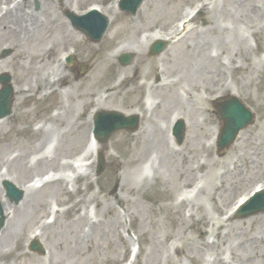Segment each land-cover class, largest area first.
<instances>
[{
  "label": "rangeland",
  "instance_id": "obj_1",
  "mask_svg": "<svg viewBox=\"0 0 264 264\" xmlns=\"http://www.w3.org/2000/svg\"><path fill=\"white\" fill-rule=\"evenodd\" d=\"M44 2L50 15L40 13ZM111 2L28 0L25 9L35 13L22 29L34 31L18 44L17 23L2 13L0 53L10 52L0 58V75H10L13 90L24 89L27 97L14 90L11 114L0 119V168L18 185L37 175L42 180L29 185L32 198L18 214L21 200L10 201L0 181V232L11 220L8 236H0V264H123L131 241L139 248L134 264H211L214 257L215 264H264V211L237 218L230 210L264 182V0H144L134 15L104 13L109 25L97 43L66 17L70 8L80 14ZM199 5L207 8L202 16L193 12ZM182 12L190 16L188 29L150 54L153 34L175 30ZM111 32L117 46H126L114 57L107 48ZM78 37L103 48L108 63L86 59ZM69 52L73 61L66 64ZM123 54H131L130 64L120 65ZM229 97L253 121L219 149L218 105ZM97 106L137 111L140 123L91 148L90 166L73 171L67 163L84 147ZM177 115L184 122L180 143L171 135ZM36 124L40 132L33 134ZM46 139L52 143L37 154L35 144ZM99 154L104 164L97 174ZM38 155L50 157L38 163ZM49 215L52 224H43ZM36 228L45 254L29 249ZM244 240L249 243L236 246ZM250 247L257 253L248 256Z\"/></svg>",
  "mask_w": 264,
  "mask_h": 264
},
{
  "label": "water",
  "instance_id": "obj_2",
  "mask_svg": "<svg viewBox=\"0 0 264 264\" xmlns=\"http://www.w3.org/2000/svg\"><path fill=\"white\" fill-rule=\"evenodd\" d=\"M142 1L143 0H122L120 3V9L124 12L135 14ZM66 16L69 18L74 28L84 33L93 42L100 41L108 26V18L96 11H91L83 16H76L67 12ZM164 47L165 43L156 42L152 45L150 53L158 54L164 49ZM130 61V54H123L119 58V63L123 66L129 64ZM9 81L10 77L7 75H2L0 77V82L3 84V87L0 90V117H4L10 113V102L13 91ZM217 114L224 122L219 139V146L222 149L224 147H228L233 142L238 131L250 123L252 114L235 97H231L222 103L219 106V111ZM137 126L138 119L135 116L124 117L123 115L114 111L101 112L96 115V128L94 133L101 142H106L108 137L115 131L123 129L134 131L136 130ZM177 132V139L178 141H181L183 135L182 124ZM102 169L103 159L101 158L97 173H100ZM5 188L10 198L15 199L16 201L20 199L21 192H17L11 184L6 183ZM260 210H264V194L257 195L252 200L251 206H249L246 211L241 212L239 217L248 216Z\"/></svg>",
  "mask_w": 264,
  "mask_h": 264
},
{
  "label": "bare ground",
  "instance_id": "obj_3",
  "mask_svg": "<svg viewBox=\"0 0 264 264\" xmlns=\"http://www.w3.org/2000/svg\"><path fill=\"white\" fill-rule=\"evenodd\" d=\"M42 1H44V0H42ZM67 1L68 0H65V2H67ZM116 1L117 0H113L107 7H102L100 5H97V6H94V8L98 9L100 12L105 13L107 15L108 14H114L116 12L115 11L116 10ZM26 2H28V0H22L21 2H15V4H13L11 7H2L4 9V11L6 12L7 16L10 18L9 20L12 21L14 24L17 23V29L14 30V32H17V35L13 34L14 39L16 40L15 41L16 44H18L22 40L26 41V39H28L30 37V36H28V34H30L31 32L33 34V31H34V30L30 31V30H26V29L24 30V29H22V25L26 24L27 21H30V22L32 21L33 13H35V12H33L32 14L28 13V11L25 9ZM215 7H216V5H213V7L211 8L210 11H212ZM70 9H69V12H70ZM76 11H79V8H75L73 12L77 13ZM205 11H207V8H202L200 15L201 16L204 15L206 13ZM40 13L41 14H47V15L49 14L50 15V11L48 10V6H47V4H45V2L42 3L41 9H40ZM118 14H119V11H118ZM35 18H36V22L33 20V23L39 24L38 25V28H40L43 23L37 17H35ZM184 18H185V14H184V12H182L181 13L180 20H179V22H178L175 30H172V31L168 32V34H166V35L165 34L164 35L161 34L160 36H158L156 33H154L153 34V37H154L153 40H158V39H164V40H167L168 39L169 40V38H171V35L175 31H177L180 27H181V29L183 28V32L186 31V29H188V28L186 27V25L184 23ZM57 20H58V17H56L53 20V24H55V21H57ZM68 25H69V23H68ZM59 27L61 29H67V24L60 23L59 24ZM20 28H21V30H20ZM25 28H26V26H25ZM114 34H115V32H111L109 34L108 38H107V41H109L107 48L108 49H111L112 48L111 51H110V54H109V56H111V57L116 56L118 53L122 52L126 48V46H124V45L117 46V43L115 41V35ZM78 39H79V42H81V44L84 45L82 47V51L84 53H86V55H85L86 59L90 60L93 64H102V63L103 64H107L108 63V62H106L107 57H105V54L103 53V48H101L100 46L93 47V46L84 44L83 38L78 37ZM69 53L72 54L71 52H69ZM59 77H60V75H59ZM44 80H45V83H47L49 81L46 78ZM47 85H51V83L50 84L47 83ZM0 86H1V84H0ZM36 86H37V89H39L40 86H41V81H39ZM14 90H15V92L18 91L21 94V98L24 99L25 97H27V94H26V92H25L24 89H16L15 88ZM102 109L103 108L101 106H97L94 109V111H96V110H102ZM177 118H180V116L177 115ZM32 131H33V134H38L40 132V127L39 126H36V128H34ZM161 131H163V130H161ZM45 133L46 134H49L48 131H45ZM86 133H87V139H86V142H85L84 147L79 152L80 154L79 155H76V157L72 160V162H68L67 163V165H70V168H73V171H74L75 168H78L79 165H87L88 164L87 163V159L89 157V151L91 150V148H92L93 145H96V146H99V147L102 146L95 139V137L91 135V129L90 130H87ZM171 139H172V137H171ZM45 143H48V144H45ZM50 143H52L51 142V139H46L45 141H43L41 143L39 142V143L35 144V147H37L36 150H35V152L37 154H40L42 151H44V153H46L45 147H48ZM42 144L44 146L41 147ZM42 161L43 160H39L38 163H41ZM43 164H47V163H43ZM6 170H4V171H1L0 170V180H11V179H9L6 176V175H8L7 172H6ZM106 183L109 186L111 183H113V180H107ZM28 184H30V181L28 182ZM16 185L24 190L23 197H22V199L20 201V202H22L20 206H22V204H23L22 209H19V207H20L19 206L18 208H15V209L12 210V213H13L14 210H18L19 209V211H15V214H18L19 212H21L23 210V208L31 200L32 193H31V191L28 192V190H27V187L29 185H24V183H23V185H18V184H16ZM113 187H114V183H113V186L111 185V190H112ZM258 187L263 188L264 187V182L260 186H258ZM244 198H245V196L244 197H241L238 201H242V200H244ZM3 204H5V203H3ZM181 204H184V201L183 200L180 201L179 206ZM236 206H237V204L234 206L233 210L236 208ZM10 208L11 207L8 205V207L5 208L4 212L6 213V211L8 209H10ZM21 217L22 216L19 215V218H21ZM9 220L10 219L7 220L6 225H4L3 229L0 232V236L2 235V237H4V238H6L8 236V233L10 232V221L11 220L10 221ZM260 223L264 224V216L261 217V222ZM96 226H97L96 222L93 221L91 223L90 229L92 230ZM214 235L216 236V239L219 240L220 237H219V227L218 226H215V233H214ZM126 243H127V245H130V242L129 241H126ZM245 243L247 244L249 242L247 240H244L241 244L240 243L236 244V246L245 245ZM201 244H205L206 246L207 245L208 246H215L216 245V242H214V241H212V242L204 241ZM0 245H1V243H0ZM133 246L134 245H132L131 247H133ZM250 249H251V251L248 254V256H252V255H254V254L257 253L256 251H254V248L250 247ZM258 254H260V253H258ZM261 254H260V256L263 257V253H261ZM7 255H11V254H7ZM7 255H2L1 258H3V257L5 258V256H7ZM22 255L23 256H26V255L27 256H30V255H32V253L23 252ZM213 260H215V257L213 258ZM213 260H211V264H215L213 262ZM221 264H225V261L224 260L221 261Z\"/></svg>",
  "mask_w": 264,
  "mask_h": 264
}]
</instances>
